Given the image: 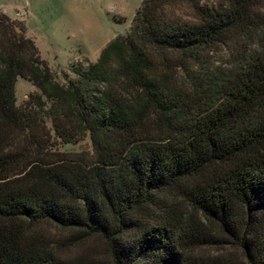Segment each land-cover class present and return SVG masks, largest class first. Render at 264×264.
<instances>
[{"label": "trees", "instance_id": "trees-1", "mask_svg": "<svg viewBox=\"0 0 264 264\" xmlns=\"http://www.w3.org/2000/svg\"><path fill=\"white\" fill-rule=\"evenodd\" d=\"M263 9L143 0L66 84L1 11L0 264H81L62 249L89 238L111 264H264Z\"/></svg>", "mask_w": 264, "mask_h": 264}, {"label": "rangeland", "instance_id": "rangeland-1", "mask_svg": "<svg viewBox=\"0 0 264 264\" xmlns=\"http://www.w3.org/2000/svg\"><path fill=\"white\" fill-rule=\"evenodd\" d=\"M143 0H0V12L26 27V35L39 49L40 56L61 84L76 78V72L95 63L101 51L117 36L126 35ZM264 13V9L262 10ZM223 53L215 55L223 60ZM220 64V63H219ZM27 79L19 77L16 85L17 106H22L30 94L38 93ZM48 126L52 124L48 121ZM53 133V132H52ZM63 152H91L89 135L78 143L61 144ZM181 211L198 214L180 201ZM52 233L58 236L55 229ZM62 252L73 260L85 258L81 264H111L104 244L89 238L83 243L65 246ZM203 255L238 256L237 252L223 246H207ZM231 255V256H232ZM80 264V263H79Z\"/></svg>", "mask_w": 264, "mask_h": 264}, {"label": "crops", "instance_id": "crops-1", "mask_svg": "<svg viewBox=\"0 0 264 264\" xmlns=\"http://www.w3.org/2000/svg\"><path fill=\"white\" fill-rule=\"evenodd\" d=\"M8 15V14H7Z\"/></svg>", "mask_w": 264, "mask_h": 264}]
</instances>
